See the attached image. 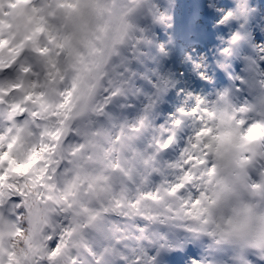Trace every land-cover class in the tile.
I'll list each match as a JSON object with an SVG mask.
<instances>
[{"label": "clouds", "instance_id": "clouds-1", "mask_svg": "<svg viewBox=\"0 0 264 264\" xmlns=\"http://www.w3.org/2000/svg\"><path fill=\"white\" fill-rule=\"evenodd\" d=\"M232 5L211 64L186 57L210 86L197 91L164 68L176 49L156 42L148 0H0V264H95L72 247L81 238L103 264H168L162 254L189 244L199 259L185 264H264V32H251L264 3ZM144 37L161 85L152 106L98 118L110 60ZM117 202L126 217L105 211ZM140 217L165 239L137 261L109 229Z\"/></svg>", "mask_w": 264, "mask_h": 264}, {"label": "snow or ice", "instance_id": "snow-or-ice-1", "mask_svg": "<svg viewBox=\"0 0 264 264\" xmlns=\"http://www.w3.org/2000/svg\"><path fill=\"white\" fill-rule=\"evenodd\" d=\"M147 11L152 14V18L158 22H162L165 19L163 12H157L152 0H148ZM153 42L147 37L141 38L135 44L130 45L129 49L124 53H116L110 60L109 67L104 73V80L102 81L103 96L100 103L94 110V115L100 119L112 120L114 118L112 109L119 107L122 111H131L136 108V104L133 103L143 97L147 101V105L150 108L152 106V96L150 89H158L161 87L159 83H154L153 76L156 75L149 67V61L152 60L150 53L146 50L151 48ZM161 79H163L161 77ZM140 123L143 124V119H140ZM125 126H131L125 124ZM80 147H83L82 145ZM119 168V165H116ZM119 202L110 211L121 216H127L126 213L118 211ZM139 217V213L136 214ZM144 220H151L150 217H140L135 223H128L127 220H113L110 222L111 232L114 242L128 248L131 255L135 257L137 261H140L141 256L147 253V245L155 242L154 238L163 242L164 235L155 237V234H150L145 226ZM134 245V246H133ZM72 247L81 249L89 256L93 257L95 264H103L102 258L97 259L100 255L97 250L92 247L84 239L75 241ZM63 244L56 247L49 255L50 260H55L61 253ZM104 252H112L113 254L120 255L119 251L115 247L105 248ZM123 258V257H122ZM67 264H77V260L72 255L66 256Z\"/></svg>", "mask_w": 264, "mask_h": 264}, {"label": "rangeland", "instance_id": "rangeland-1", "mask_svg": "<svg viewBox=\"0 0 264 264\" xmlns=\"http://www.w3.org/2000/svg\"><path fill=\"white\" fill-rule=\"evenodd\" d=\"M200 1L201 3L195 11V16L187 25V30L185 32L186 37L182 38L181 40L177 38V43L171 42V44H165L169 48L174 46L176 49L175 53L173 55H170L168 59L165 60L164 68L176 71L177 76L182 77L181 83L178 85V89L189 87L195 88L197 91H199L202 87L205 90L210 87L205 81L198 79L197 76L192 72L193 65L191 61H188L186 59V57L189 55H195L197 53L201 55H207L208 62L209 64H211V57H214V54L218 55V49L226 46L224 42L230 35L229 26L222 24L221 20L223 19L224 15H226L227 12L233 7L232 0ZM161 3H163V0H161ZM261 3H264V0H261ZM209 5H218V8H210ZM199 27H207L212 32L211 41L207 49L189 46L187 37H189L192 32ZM235 27L236 25L233 23L231 25V28L234 30ZM251 32L254 38H256L257 40L260 39V34L264 32V17L258 16L251 21ZM161 34L162 33H160L159 35L160 39H162ZM171 41H173V39H171ZM178 43L184 46L181 55L177 53V51L180 50ZM190 49H193L192 53H190ZM154 66L155 65H153L152 67L153 70L155 69ZM208 74L211 75V70H209ZM170 97L172 98L170 99ZM166 100L167 103L165 104V108L169 113L173 112L175 110V107L180 103L179 99H177L176 91L170 92L166 97ZM198 252L199 249L189 244L186 246L184 252H181V254H186L188 258L191 257L192 260H197L199 259ZM175 253L177 254L175 264H181L177 261L180 251H175ZM162 258L166 257L162 255ZM183 264H185V262Z\"/></svg>", "mask_w": 264, "mask_h": 264}, {"label": "trees", "instance_id": "trees-1", "mask_svg": "<svg viewBox=\"0 0 264 264\" xmlns=\"http://www.w3.org/2000/svg\"><path fill=\"white\" fill-rule=\"evenodd\" d=\"M153 2L160 7L161 11L171 17V25L178 24L186 16V14L180 12V9L187 6V0H163V3L160 0H153Z\"/></svg>", "mask_w": 264, "mask_h": 264}]
</instances>
